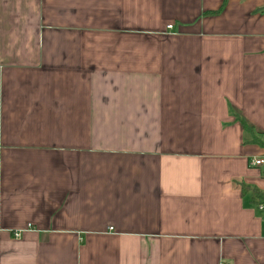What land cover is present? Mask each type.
<instances>
[{
    "label": "crops",
    "instance_id": "obj_1",
    "mask_svg": "<svg viewBox=\"0 0 264 264\" xmlns=\"http://www.w3.org/2000/svg\"><path fill=\"white\" fill-rule=\"evenodd\" d=\"M263 7L0 0V264H264Z\"/></svg>",
    "mask_w": 264,
    "mask_h": 264
},
{
    "label": "trees",
    "instance_id": "obj_2",
    "mask_svg": "<svg viewBox=\"0 0 264 264\" xmlns=\"http://www.w3.org/2000/svg\"><path fill=\"white\" fill-rule=\"evenodd\" d=\"M221 6L218 10L215 11H210L206 15H213V14H218L222 10ZM257 11H260L261 13H264V7L261 8L260 10L258 9ZM236 120L239 121L240 125L242 126L243 129H250L247 122L241 117L236 115ZM249 190L248 187H243L242 188V194L244 191ZM250 195H251V201L252 203L257 207L258 205H264V192L256 190V189H250L249 190Z\"/></svg>",
    "mask_w": 264,
    "mask_h": 264
},
{
    "label": "built area",
    "instance_id": "obj_3",
    "mask_svg": "<svg viewBox=\"0 0 264 264\" xmlns=\"http://www.w3.org/2000/svg\"><path fill=\"white\" fill-rule=\"evenodd\" d=\"M168 29L172 28V25H168L167 26ZM248 166L252 167V168H264V155L261 156H255V157H251L248 159ZM257 208L264 214V205H258ZM21 230H18L16 232H13V237L14 238H19L20 234H21Z\"/></svg>",
    "mask_w": 264,
    "mask_h": 264
}]
</instances>
